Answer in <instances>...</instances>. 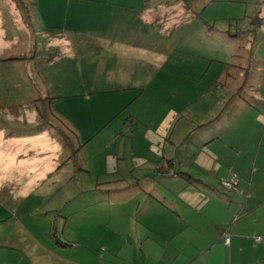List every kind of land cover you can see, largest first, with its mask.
I'll list each match as a JSON object with an SVG mask.
<instances>
[{
    "label": "rangeland",
    "instance_id": "1",
    "mask_svg": "<svg viewBox=\"0 0 264 264\" xmlns=\"http://www.w3.org/2000/svg\"><path fill=\"white\" fill-rule=\"evenodd\" d=\"M25 2L27 15L0 0V57L18 58L0 63V264L102 257L108 242L130 253L139 237L159 242L168 264L187 242L201 249L185 250L199 253L195 264H264L261 205L233 220L229 244L198 214L200 227L163 238L135 230L153 187L179 198L182 182L202 189L185 197L231 195L232 216L260 194L264 0ZM40 93L56 98L34 104ZM45 100L48 115L36 108ZM192 131L216 139L201 145ZM172 165L177 178L167 184ZM232 172L235 190L220 183Z\"/></svg>",
    "mask_w": 264,
    "mask_h": 264
},
{
    "label": "crops",
    "instance_id": "2",
    "mask_svg": "<svg viewBox=\"0 0 264 264\" xmlns=\"http://www.w3.org/2000/svg\"><path fill=\"white\" fill-rule=\"evenodd\" d=\"M86 1L93 2L91 0H79V3H83ZM236 104L238 105V103ZM241 105H244V104H241ZM148 133L150 134L149 136L154 134L152 130H149ZM191 135H193L192 137H196V142L201 145L207 144L211 142L212 140L216 139V135L208 134L202 131H199V132L192 131L190 136ZM206 137H209V138L213 137V138H211L209 142H205L204 139ZM187 143L188 142H179L178 144H176V146L181 147V146L186 145ZM139 160H140L139 163H141L142 158L141 159L139 158ZM208 162H209V158L206 156L205 164H207ZM154 163L155 161L145 163V165L148 166V168H145V169H151ZM173 163H174V160H172V164ZM209 163H210L209 164L210 166H215L214 158ZM244 171L245 173H248L247 170H244ZM200 173L201 171L198 170L199 175ZM164 176L165 178L170 179L169 181H167V184H169L170 181H171L170 184H174V181H175L174 179L177 178V175L175 174L173 165L167 171H165ZM260 179L263 182V185H261L260 194L257 197H250L251 198L250 202L245 200L244 203L242 204V209L239 212V214L234 213L233 216H232L231 205L229 207L224 206L226 202L231 201L232 199L231 195L213 196L211 194L192 192L190 195H187V197H185L186 194L191 190L199 189L202 191V189L200 187H197V188L189 187L188 188L186 184H184L183 182L181 183V189L182 190L186 189V192L181 194L182 198L181 197L179 198L177 196L175 197V195L167 196L165 195L166 193L160 194L161 193L160 189L159 188L156 189V187H153L149 190L147 189V191H145V196L147 195V193L149 196H146L144 198V202H145V209L143 210L144 216L141 217L136 222L137 226L135 227V230L138 232L149 231V236L151 238H163V237L168 236V234H170L169 230H173L176 227L178 228L180 227V225H181V228H185L186 226H192L194 228L200 227L201 222L199 221V219H196L193 216V215L198 214L201 217H207V218L211 216L212 219L210 220L213 222L214 227L216 228V235L223 237V234L225 232L229 233L228 228L230 229L229 225L233 222V220H234L233 224L238 223L241 220V218L238 219L240 214L241 215L245 214L246 212L251 211L252 209H254L255 207L259 205L263 206L261 210L262 211L261 214L263 215L262 218L264 219V177L260 176ZM200 181L203 182V180H200ZM252 182H253V179L250 178L247 184L248 190L251 189ZM169 186L170 188H172V185H169ZM203 194L207 195V197L201 199V196L204 197ZM104 197L106 196L101 194L100 198H96L98 200L94 202V204L97 206V209L95 210L92 218H96L98 222H101V220L103 219L105 220V217L99 211V208H101L99 201ZM184 198H187V201H184ZM247 208L249 209L247 210ZM170 210L172 211L173 216L171 215ZM110 215L115 216V214H110ZM184 215H186L188 218L186 219L188 221L186 224H185L186 220H185ZM129 219L130 218H128V220ZM167 220L171 221L170 225L167 224ZM107 222H110V220ZM233 231L235 232L234 229ZM114 232L118 237V230L114 229ZM230 242H232L231 237H230V241L228 243L226 242L225 243L229 244ZM108 243H110L111 244L110 246H112V252L109 255L102 254V257H99V256L96 257V255H93L91 257H85L81 259L74 257L75 260L73 259L68 260L66 257L58 256L56 261L59 259L57 261L58 264H121L120 262H124V263L130 262L132 264H154V263L168 264V259L166 258V256L163 258V255H165V253H159L156 250L158 246L157 243L159 242H142L139 237V241L135 242L136 244L135 246H133V250L130 253H122L120 246L117 245L115 242H108ZM190 243H192L196 249H199V247L196 246L195 242H187L186 244H183V247H185V249H183V252H182L183 254L182 260L179 262H175V263L170 261L169 264H195V259L197 258L199 253L193 254L191 256L190 254L189 255L186 254V251H185L186 248L189 247L188 244ZM96 246L98 247L99 245H96ZM136 246H139V248L137 249V251L135 250L136 254H134V247ZM155 250H156V254L158 257L154 255ZM120 253L124 255L121 257V255H119ZM173 258L177 259L179 257L174 256Z\"/></svg>",
    "mask_w": 264,
    "mask_h": 264
},
{
    "label": "trees",
    "instance_id": "3",
    "mask_svg": "<svg viewBox=\"0 0 264 264\" xmlns=\"http://www.w3.org/2000/svg\"><path fill=\"white\" fill-rule=\"evenodd\" d=\"M13 2H14V5H15V7L18 9V10H25V14L27 15V9H28V6H27V3L25 2V0H12ZM91 1H93V2H95V3H105V2H107V0H91ZM28 4H34V2H29ZM245 30H250V29H244V30H242V31H245ZM8 41H6V43H7ZM5 47V46H4ZM11 47H14V46H11ZM10 47V48H11ZM2 57H0V63H3V60H11V59H18L17 58V55H15V54H13L12 56H10L9 54H7V55H1ZM26 58V57H25ZM225 78H226V76H225ZM35 96V95H34ZM43 98H45V99H54V98H56V97H54V96H50L48 93H46V94H42V93H40L38 96H35V97H33V103L35 104V102L37 101H40L41 99H43ZM47 100H45V101H43V103H41V108L39 107V109H38V107L36 106V108H37V111L39 110V112L41 113V112H43V111H45V108H43V107H45V103H50L51 101L50 100H48L47 102H46ZM44 113V115H48V113L45 111V112H43ZM191 134V133H190ZM190 134H188V136L190 135ZM214 137V136H213ZM213 137H206L204 140L205 141H208V140H210L211 138H213ZM156 169H159V167H157ZM236 177H238V175H237V173L236 172H232L227 178H222V179H220V182H222L221 180H231V179H233V178H236ZM196 179H198V178H196ZM198 181H200V179H198ZM222 184V183H221ZM232 189V188H231ZM228 196V195H227ZM207 196L205 195V198H206ZM51 233L53 234L54 233V231H53V229H51ZM255 240L256 241H264V237H262V236H256L255 237Z\"/></svg>",
    "mask_w": 264,
    "mask_h": 264
},
{
    "label": "clouds",
    "instance_id": "4",
    "mask_svg": "<svg viewBox=\"0 0 264 264\" xmlns=\"http://www.w3.org/2000/svg\"><path fill=\"white\" fill-rule=\"evenodd\" d=\"M236 179H237V183H236V185H234L233 187H228V186H225L222 182L223 181H229V180H221L222 182H220V183H222L221 185H223L224 187H226L227 189H231L232 188V190H235L236 189V186H237V184H238V179H239V177H236ZM204 195V194H203ZM203 198H205V195H204V197H202L201 196V199H203ZM236 218H237V216H236ZM226 237H228V241H226ZM223 239H224V242H226V243H228L229 241H230V234L229 233H224L223 234Z\"/></svg>",
    "mask_w": 264,
    "mask_h": 264
},
{
    "label": "built area",
    "instance_id": "5",
    "mask_svg": "<svg viewBox=\"0 0 264 264\" xmlns=\"http://www.w3.org/2000/svg\"><path fill=\"white\" fill-rule=\"evenodd\" d=\"M225 186H228V187H233L234 185H236L237 183V179L236 178H233L229 181H223L222 182ZM226 241H228V237H226Z\"/></svg>",
    "mask_w": 264,
    "mask_h": 264
}]
</instances>
